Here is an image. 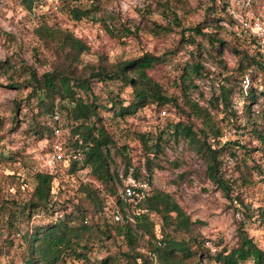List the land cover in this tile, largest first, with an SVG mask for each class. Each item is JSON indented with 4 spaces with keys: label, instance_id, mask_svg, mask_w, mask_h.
<instances>
[{
    "label": "rangeland",
    "instance_id": "374dc122",
    "mask_svg": "<svg viewBox=\"0 0 264 264\" xmlns=\"http://www.w3.org/2000/svg\"><path fill=\"white\" fill-rule=\"evenodd\" d=\"M57 1L38 0L36 7L30 10L21 0H0V59L10 58L21 64V70L17 73L10 71L19 80L16 86L8 84L7 78L0 79V135L3 137L1 144L4 145V148L0 146V153L3 152L0 157V264H21V259L26 256L24 244H18L20 239H14L15 247L8 252V238L11 237L9 222L13 220L12 214L17 207L20 211L19 206H14L12 201L26 200L28 189L35 186L34 173L45 168V161L42 156H38L41 140H37L39 135L35 134L34 128L38 125L50 126L53 122L50 114L43 113L36 105L34 107L37 96L32 92L29 70L34 68L41 76L54 68L63 71L67 67L64 53L58 56L37 34L44 20L54 27L74 31L87 41L91 48L82 54L81 66L95 63L101 57L111 63L147 52L159 56L160 61L152 70L154 77L165 85L170 95H178L183 106V91L187 87L190 99L198 101L216 117L215 120L224 131L221 143L229 142L232 150L236 151L237 157L230 156L229 151L224 153L227 159L224 175L235 183L231 194L243 199L245 205L255 209L264 208V173L256 169L247 171L244 167L239 169L236 164V161L245 159L246 166L255 167L260 163L264 167L262 151L252 150L259 145V133L256 131L264 133V71L256 66H246V60L244 66L241 65L244 53L257 50L264 52V43H257L248 30L244 31L243 36L238 35L241 28L239 20L235 26L229 20H222L220 24L224 29L219 34L225 38L228 47L221 56L205 38H198L201 44H189L182 36L184 28L203 21L211 14L208 7L214 4L213 1L219 0H82L81 4L76 2V5L89 9L90 14L79 22L74 20L62 0ZM224 2H227V6L223 15L229 16L230 9H235L248 20L258 19L264 23V0H220L222 7ZM166 5L171 9L167 10ZM172 10L177 12L183 26L170 23L166 18L165 11L171 13ZM168 27H171L170 31H167ZM208 50L212 54L205 52ZM191 51L198 53L194 59L202 63L204 69L201 73L191 70L184 80V67L189 57H192ZM122 84L119 80H113L94 85L99 111L107 130L114 135L117 143V146L111 147V162L112 170L119 174V179L125 182L130 176L136 178L134 167L142 166L143 171H148L152 189L169 192L192 219L206 221V224L197 226L195 233L211 239L205 241V245L212 250L220 239L228 247L237 244V228L242 221L264 248V219L259 214L253 219L243 217V210L237 208L242 206L237 201L232 202L209 178L207 162L194 143L172 129L171 122L182 121L193 122L194 129L198 131L202 126L201 120L193 117L189 108L185 111L183 107L182 110L173 108L160 117L152 106L140 108L137 115H129L127 120L119 119L111 109V97L124 99L125 105L134 97L132 87ZM223 86L231 100L228 108L223 98ZM250 89L256 94L254 100L247 98ZM110 91H113L111 97ZM247 102L250 108H247ZM230 108L236 111L237 116H232L231 122L227 123L229 116L226 113ZM225 114L227 118L222 120ZM58 116L55 115V118ZM144 121L147 122L144 132L151 131L149 133L153 134L154 139L148 142L153 148L157 134L162 129L165 131L160 151L150 155L152 170L145 163L147 149L136 137ZM48 137L43 138L51 142ZM235 141L251 150L237 148ZM125 144L129 145L126 153L132 157L128 169L120 154ZM86 172L82 171L80 175L83 177ZM243 177L248 178V182H244ZM79 178L65 179L62 199L74 197V186H78ZM120 186L118 183V190L122 188ZM152 217L157 222L161 220L158 214L153 213ZM107 245V249L113 252L117 250L116 244L111 241ZM107 254L106 249H97L92 255L100 259ZM204 263L219 264L211 260H205ZM63 264L81 262L70 259ZM241 264L254 263L247 260Z\"/></svg>",
    "mask_w": 264,
    "mask_h": 264
},
{
    "label": "trees",
    "instance_id": "16d2710c",
    "mask_svg": "<svg viewBox=\"0 0 264 264\" xmlns=\"http://www.w3.org/2000/svg\"><path fill=\"white\" fill-rule=\"evenodd\" d=\"M81 1L62 0L76 22L82 21L90 14L89 9L76 5V2L81 4ZM37 2L38 0H21L30 10L36 7ZM213 2L214 4L208 7L211 14L203 21L185 27L182 36L189 44H201L199 37L207 39L211 48L221 56L228 45L225 38L219 34L224 29L220 22L229 20L235 26L237 19L230 12L229 16L223 15L227 2H224L223 7L220 0ZM165 7L167 10L171 9L169 5ZM165 16L170 23L183 26L175 10L171 13L165 11ZM107 28L109 29V25ZM166 29L170 31L171 27ZM37 34L58 56L64 53L67 67L63 71L54 68L41 76L34 68L29 70L33 84L32 92L37 96L34 107L38 106L43 113H48L53 118L50 126L38 125L34 131L39 135L37 140L45 139L43 137L46 136L52 139L54 128H61L65 147L71 155L55 169L46 166L37 170L34 173L35 186L28 189L27 199L12 201L14 206H19L20 211L18 212L17 207L12 214L13 220L9 222L8 232L11 237L8 238V252L15 247L14 239H20L18 244H24L26 248V256L21 259V264H63L70 259L81 264H205V260L219 264H241L247 260L254 264H264V248L248 232L244 221L237 228V244L228 247L223 239H220L215 242L214 250L207 247L205 241L211 239H205L202 234L195 233L197 226L206 224V221L192 219L169 192L152 189L148 171H143L142 166L134 167L133 172L141 183L136 187L139 195L125 198L118 190V183L122 187L124 180L119 179V174L112 170L111 162V147L117 146V143L114 135L109 133L105 126L94 91L95 83L113 80L131 86L134 95L129 104L125 105L124 99L111 97L113 91L109 92L111 109L119 119L127 120L129 115H137L139 109L145 106H152L160 117L163 116V111L167 114L173 108H184L185 111L189 108L190 114L200 119L202 126L197 131L193 122H171L174 132L183 134L194 143L207 162L209 178L232 202L237 201V204L243 207H237L243 210V217L253 219L259 214V217L264 219V208L255 209L245 205L243 199L231 194L235 183L224 175L227 162L224 153L229 151L232 157L238 155L232 150L229 142L221 143L224 131L215 120L216 117L198 101L190 99L187 87L183 91L185 107L181 105L180 97L170 95L165 85L152 74L160 57L147 52L138 57L107 63L100 55L101 58L97 62L81 66L82 54L91 47L74 31L54 27L44 20L37 29ZM205 52L212 54L209 50ZM191 55L184 67V80L191 70L201 73L204 69V65L194 59L198 53L191 51ZM241 59L242 66L246 60V66H256L264 71V55L259 50L247 51ZM20 65L10 58L0 59V79L7 78L10 82L8 84L16 86L19 80L14 78L10 71L17 73L21 70ZM222 89L225 106L228 108L231 100L226 94V88L223 86ZM247 98H256L252 89L249 90ZM246 104L247 108H250L249 103ZM58 114V118H55ZM226 114L229 116L227 123L231 122L232 116H237L236 111L231 108ZM226 114L222 120H226ZM145 127L147 122L144 121L136 137L140 138L147 149L145 163L147 168L152 170L153 160L150 155L160 151V142L164 139L165 131L162 129L157 134L153 148V145H148L150 139H154L153 134L149 133L151 131L145 133ZM256 132L259 133V145L252 150H260L264 156V133ZM2 140L0 135V146L4 148ZM234 143L237 148L247 149L238 141ZM128 149L129 145L125 144L120 153L126 161V169L132 164V157L126 153ZM2 156L3 152L0 153V157ZM236 164L239 169L244 167L247 171L256 169L264 173V167L260 163L258 166L249 167L246 166V160L242 159L236 161ZM85 170L87 172L82 177L80 172ZM76 176L80 178L78 186H74V197L62 199L64 183ZM243 181L248 182V178L243 177ZM112 201L121 209L120 220L114 218ZM153 213L160 216V222L154 220ZM109 241L116 244L115 252L107 249ZM97 249H106L108 254L99 259L92 255Z\"/></svg>",
    "mask_w": 264,
    "mask_h": 264
},
{
    "label": "built area",
    "instance_id": "2783aa9c",
    "mask_svg": "<svg viewBox=\"0 0 264 264\" xmlns=\"http://www.w3.org/2000/svg\"><path fill=\"white\" fill-rule=\"evenodd\" d=\"M58 2L57 0H50ZM230 9V8H229ZM230 13L239 20L241 24V28L238 30V35L243 36L244 31H250V35L255 39V41L259 44L264 43V23L261 20H248L235 11V9L231 10ZM264 55V52L261 51ZM163 115H166V112H162ZM65 140L63 138L62 129L56 128L54 130V137L51 139H42L39 142L38 156L43 158L45 161V167H51L55 169L61 162L65 159L69 158L71 153L67 147H65ZM44 154V155H43ZM141 183L137 181L134 177H129L127 181L124 182V185L120 189V193L125 197H132L134 195H139L136 187L140 186ZM145 186V185H144ZM112 212L114 213L115 220H120L122 217L121 209L114 201H112Z\"/></svg>",
    "mask_w": 264,
    "mask_h": 264
}]
</instances>
